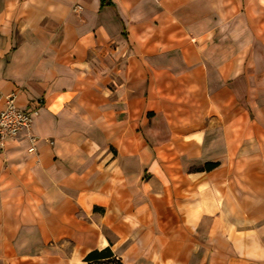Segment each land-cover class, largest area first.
<instances>
[{
    "label": "crops",
    "instance_id": "0c3cea01",
    "mask_svg": "<svg viewBox=\"0 0 264 264\" xmlns=\"http://www.w3.org/2000/svg\"><path fill=\"white\" fill-rule=\"evenodd\" d=\"M10 92L0 264H264V0H0Z\"/></svg>",
    "mask_w": 264,
    "mask_h": 264
},
{
    "label": "built area",
    "instance_id": "2783aa9c",
    "mask_svg": "<svg viewBox=\"0 0 264 264\" xmlns=\"http://www.w3.org/2000/svg\"><path fill=\"white\" fill-rule=\"evenodd\" d=\"M16 96V92L6 94L4 106L0 109V148L24 132L32 143L29 151H34L37 138L30 133V128L39 113L41 102L23 107L17 104Z\"/></svg>",
    "mask_w": 264,
    "mask_h": 264
},
{
    "label": "trees",
    "instance_id": "16d2710c",
    "mask_svg": "<svg viewBox=\"0 0 264 264\" xmlns=\"http://www.w3.org/2000/svg\"><path fill=\"white\" fill-rule=\"evenodd\" d=\"M217 163H206L205 169H212ZM88 264H124L121 259L107 246L103 249H94L85 256Z\"/></svg>",
    "mask_w": 264,
    "mask_h": 264
}]
</instances>
